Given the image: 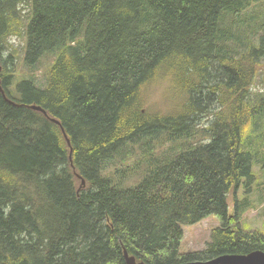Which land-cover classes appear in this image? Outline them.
I'll list each match as a JSON object with an SVG mask.
<instances>
[{
  "label": "trees",
  "instance_id": "trees-1",
  "mask_svg": "<svg viewBox=\"0 0 264 264\" xmlns=\"http://www.w3.org/2000/svg\"><path fill=\"white\" fill-rule=\"evenodd\" d=\"M19 7L25 64L57 54L44 85L34 74L14 85L7 47L23 27ZM263 66L264 0H0V264H128L125 254L179 264L264 251V232L242 226L228 204L255 178L245 141L264 114L253 90ZM167 86L177 108H148ZM131 158L140 178L129 183ZM211 215L221 223L211 241L182 253L183 227Z\"/></svg>",
  "mask_w": 264,
  "mask_h": 264
},
{
  "label": "rangeland",
  "instance_id": "rangeland-1",
  "mask_svg": "<svg viewBox=\"0 0 264 264\" xmlns=\"http://www.w3.org/2000/svg\"><path fill=\"white\" fill-rule=\"evenodd\" d=\"M19 11L24 16L22 18L23 27L21 28V33L18 36H12L7 47V51L13 55L11 69L15 73L14 85L19 81V78L29 74H34L37 82L44 85L47 80V69L55 61L57 54H48L35 68L28 67L25 64V26L28 14L22 7H19ZM231 19V15L226 16L227 22H230ZM253 90L256 93H264V66L255 78ZM161 91L162 88H157L155 91H152L151 100L148 101L146 106L154 110L158 109L161 112L175 110L179 104L176 90L172 86H167L163 89L164 95L161 94ZM16 94L18 95V93ZM155 96L157 98L154 102ZM215 107V105H211L208 109L214 110ZM212 120L213 115L203 116L200 118L199 126H208ZM247 126L245 147L251 146L254 153L253 171L255 178L251 183L247 184L244 180L240 187L232 189L229 192V212L234 215L239 212L238 221L242 226L264 232V114L258 116L254 122H251ZM163 141L167 143L168 138L164 137ZM134 160V158H131L126 161L130 181H127V178L124 176H122L121 180L131 183V181L140 178L139 175L138 178L131 176L133 174V172H130L133 170L131 165ZM117 168H121L120 163L115 164V162H110L106 170L114 172L116 178H120L121 173L117 171ZM124 169L126 168L124 167ZM237 206L240 207L237 208ZM219 226H221V223L216 215H211L197 224L184 226V238L180 246V251L182 253H189L204 249L207 243L211 241L212 231Z\"/></svg>",
  "mask_w": 264,
  "mask_h": 264
},
{
  "label": "water",
  "instance_id": "water-1",
  "mask_svg": "<svg viewBox=\"0 0 264 264\" xmlns=\"http://www.w3.org/2000/svg\"><path fill=\"white\" fill-rule=\"evenodd\" d=\"M32 108L46 113L40 106L33 105ZM56 121L59 122L58 120ZM84 184L85 181L83 180ZM125 256L128 264H145L144 262H137L134 257H129L127 254ZM179 264H264V251L254 250L246 254H223L208 260H193Z\"/></svg>",
  "mask_w": 264,
  "mask_h": 264
}]
</instances>
